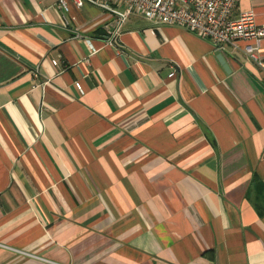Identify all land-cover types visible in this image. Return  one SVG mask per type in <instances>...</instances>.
Here are the masks:
<instances>
[{
    "label": "crops",
    "instance_id": "obj_1",
    "mask_svg": "<svg viewBox=\"0 0 264 264\" xmlns=\"http://www.w3.org/2000/svg\"><path fill=\"white\" fill-rule=\"evenodd\" d=\"M59 1L0 0V264H264L245 42Z\"/></svg>",
    "mask_w": 264,
    "mask_h": 264
},
{
    "label": "built area",
    "instance_id": "obj_2",
    "mask_svg": "<svg viewBox=\"0 0 264 264\" xmlns=\"http://www.w3.org/2000/svg\"><path fill=\"white\" fill-rule=\"evenodd\" d=\"M70 0H60L58 6L69 11ZM77 7L92 1L110 14L109 22L120 32L127 16L138 13L153 25L169 24L190 30L210 39L218 48L235 47L244 41L243 50L247 58L264 69L262 53L264 23L256 20L253 11L236 14L239 0H71ZM124 7L116 11V7ZM57 63V60H54ZM175 71L171 73V76ZM81 89V84L77 83ZM22 256H35L31 251L16 249Z\"/></svg>",
    "mask_w": 264,
    "mask_h": 264
}]
</instances>
